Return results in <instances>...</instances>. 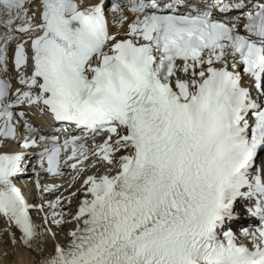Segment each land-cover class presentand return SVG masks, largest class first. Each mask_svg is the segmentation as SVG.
<instances>
[{"label": "snow or ice", "instance_id": "obj_1", "mask_svg": "<svg viewBox=\"0 0 264 264\" xmlns=\"http://www.w3.org/2000/svg\"><path fill=\"white\" fill-rule=\"evenodd\" d=\"M10 66L0 218L33 264H264V0H0ZM65 170L80 188L44 198Z\"/></svg>", "mask_w": 264, "mask_h": 264}, {"label": "bare ground", "instance_id": "obj_2", "mask_svg": "<svg viewBox=\"0 0 264 264\" xmlns=\"http://www.w3.org/2000/svg\"><path fill=\"white\" fill-rule=\"evenodd\" d=\"M66 178H70V175H67L65 179ZM73 188H75L76 190L78 189L77 182L75 183ZM78 200H79V196L73 199L72 206L70 208L71 211L73 212L75 211ZM31 215L33 217L34 222L40 225L41 221H40V217L38 216V213L35 210H33ZM0 221H1L0 229H3V231L6 230V227L3 226V225H6V222L3 221L2 219H0ZM72 227H74V224H66L64 228H61V229L54 228V231L57 232V236L55 239L49 237L43 242L44 252L46 254L51 252L55 243H58V242L64 243L65 240L67 239L66 231L67 229H70ZM12 231H16V230L13 228ZM17 235H19L18 232H17ZM2 238L4 239L3 243L5 246L4 264H33L35 256L29 249H26V248L24 249V247L20 245L19 243H17L16 245H12L9 242L8 235L6 234H3ZM0 264H2L1 261H0Z\"/></svg>", "mask_w": 264, "mask_h": 264}, {"label": "rangeland", "instance_id": "obj_3", "mask_svg": "<svg viewBox=\"0 0 264 264\" xmlns=\"http://www.w3.org/2000/svg\"><path fill=\"white\" fill-rule=\"evenodd\" d=\"M3 226L6 227V225H3ZM3 234L8 235L6 230L3 231V229H0V261L2 264H4V253H5V246L3 243L4 239L2 238Z\"/></svg>", "mask_w": 264, "mask_h": 264}]
</instances>
